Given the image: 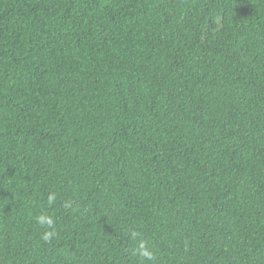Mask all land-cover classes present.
<instances>
[{"label": "trees", "instance_id": "1", "mask_svg": "<svg viewBox=\"0 0 264 264\" xmlns=\"http://www.w3.org/2000/svg\"><path fill=\"white\" fill-rule=\"evenodd\" d=\"M0 264H264V0H0Z\"/></svg>", "mask_w": 264, "mask_h": 264}, {"label": "clouds", "instance_id": "2", "mask_svg": "<svg viewBox=\"0 0 264 264\" xmlns=\"http://www.w3.org/2000/svg\"><path fill=\"white\" fill-rule=\"evenodd\" d=\"M55 199V195H50L48 197V200L49 202H52L53 200ZM38 223L42 224V225H47L49 227L52 226L53 224V221L50 217L48 216H45V215H41L38 217ZM52 235L51 232H45L44 234V239L47 240L49 239V237ZM135 235V234H134ZM138 255L140 257H142L144 260H147V261H152L153 260V254L152 252L149 250V248L146 246L145 242L144 241H139L138 242V247L137 249L135 250Z\"/></svg>", "mask_w": 264, "mask_h": 264}]
</instances>
